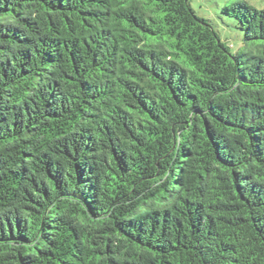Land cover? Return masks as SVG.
<instances>
[{
	"label": "trees",
	"instance_id": "trees-1",
	"mask_svg": "<svg viewBox=\"0 0 264 264\" xmlns=\"http://www.w3.org/2000/svg\"><path fill=\"white\" fill-rule=\"evenodd\" d=\"M0 0V264H264V6Z\"/></svg>",
	"mask_w": 264,
	"mask_h": 264
},
{
	"label": "rangeland",
	"instance_id": "rangeland-1",
	"mask_svg": "<svg viewBox=\"0 0 264 264\" xmlns=\"http://www.w3.org/2000/svg\"><path fill=\"white\" fill-rule=\"evenodd\" d=\"M238 0H190L196 12L212 21L223 40L237 51L243 43L244 32L238 27L234 18L222 14V8ZM256 7H263L264 0H246Z\"/></svg>",
	"mask_w": 264,
	"mask_h": 264
}]
</instances>
